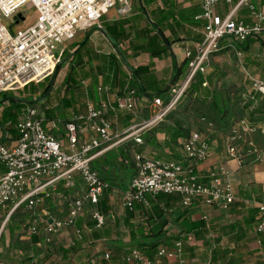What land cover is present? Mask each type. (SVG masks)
Returning <instances> with one entry per match:
<instances>
[{
  "label": "built area",
  "instance_id": "obj_1",
  "mask_svg": "<svg viewBox=\"0 0 264 264\" xmlns=\"http://www.w3.org/2000/svg\"><path fill=\"white\" fill-rule=\"evenodd\" d=\"M201 2L202 19L206 22L204 40L195 56L190 50L185 51L190 63L188 75L184 81L170 86L167 100L139 96L135 89L126 87L124 93L115 95L112 101L109 99L111 88L101 85L97 88L98 101H88L86 110L74 113L69 122H46L40 107L28 106L24 110L17 126L18 138L13 140L5 134L0 141L3 168L0 171V209L9 212L3 228L12 214L23 210L34 213L29 235L42 237L44 244L54 242L65 230L73 231L74 237L81 239L86 228H79L78 222L84 216L88 215L97 229L112 219V214L103 215L97 210L107 191L121 194V207L130 212L138 205L150 209L151 200L159 195L180 197L184 208L201 201L224 212L230 209L238 197L231 169L219 165L207 176L197 172L198 166L210 155V142L205 134L192 132L188 138L180 139V158L176 160H160L135 150L146 145L145 133L158 127L177 108L194 78L206 73L210 56L223 48L224 41L242 43L264 33V7L258 8L250 0ZM222 2L228 7L224 15L217 12ZM27 6L32 8L33 23L12 31L7 20L12 24L25 23L29 20L23 11ZM243 6L249 11L250 22L237 18ZM110 13L118 19L130 17L132 0H0V97L52 77L69 44L82 33L103 32V18ZM248 77L250 88L243 97L245 103L256 104L257 96L264 97V76ZM141 107L150 111L148 119L125 130L117 128L112 114L128 112L137 119L141 116L138 112ZM239 128L244 134L259 132L264 138V124L254 127L246 121L237 123L227 138L228 159L242 164L244 144H247L260 160L264 152H258L250 140L243 142ZM61 129L66 134L67 146L56 135ZM119 148L132 150L125 165L134 168V177L123 193L113 189L93 167L101 155ZM74 192L77 194L73 195ZM50 204L58 206L60 216L53 214ZM256 207L264 217V201ZM255 233H264V219ZM173 243L171 248L160 247L156 260L134 249L122 257L120 264H161L164 260L189 264L183 242L179 239ZM98 257L97 260L111 264V253L107 250L99 252ZM205 264L213 263L209 260Z\"/></svg>",
  "mask_w": 264,
  "mask_h": 264
},
{
  "label": "trees",
  "instance_id": "obj_2",
  "mask_svg": "<svg viewBox=\"0 0 264 264\" xmlns=\"http://www.w3.org/2000/svg\"><path fill=\"white\" fill-rule=\"evenodd\" d=\"M155 1L156 0H133V11L137 10L141 12L142 9H147L150 5H153ZM163 3L165 5L164 8H159L157 11L149 12L148 15L150 25L153 24L156 26V28L158 27L161 30L157 32L153 29H146L143 33V36L147 37V44H141L140 46L136 47L135 42L136 50H140L145 53L148 52V54H151V56L159 60H162L165 55L167 56L168 49L166 45H171L173 43L181 42L182 40H187L186 35L185 37H179L177 34L178 32H182L187 29L188 25L198 30H203V36L196 32L194 34V36L196 35L198 37L196 40L194 39L195 42L199 43L198 46L201 45L204 40V29L206 26V23H204L203 20L195 19L197 16L201 15L200 11L198 12L197 10L188 12L187 10H180V12L178 13H172V8L174 7L173 1L163 0ZM168 5L169 9H167ZM128 22L129 21L127 19L123 18L113 23H108L103 19V26L105 27L104 31L109 35L111 39L110 41L116 45L119 44L122 48L124 47L123 50L125 51L128 49V44H126V42L130 39V32H128L129 28L127 27ZM171 22L176 23L175 27H178V32L174 30V25L172 26ZM166 25L167 27H165ZM166 29L174 35V40L171 41L170 38L166 35ZM191 36L192 33H190V37ZM162 39H164V41L167 43L165 46L159 45V42ZM88 42L89 39L86 38L83 43L81 42V44L69 47V50L65 55V59L67 57L71 59L68 71L65 73V76L62 79L60 85L57 87L56 91L52 92L49 85L45 88L44 92L38 90L35 91V88L38 85L50 80V78H47L44 82L40 84L28 85L23 91L16 92L15 94H27L25 100L30 98V95H32L35 99H37V102L41 101V111L46 119L69 122L72 120V112H79L77 108L78 102H80L79 99H81L79 97V95L81 94L79 83L81 78L89 77V73H87L85 70L86 66L89 67V72H94V69H96L98 75L105 77V83H108L111 79L110 85L111 87H113L112 89L124 87L127 83H129V88L135 89L139 96H144L146 98H164L168 96L167 94L170 91V86L185 80L189 72L190 63L189 60H185L180 65V67L174 66V74L172 75L171 79L165 77L166 79L160 80V78L156 76L155 70L151 65L141 66L135 69L128 67L130 75L132 76L131 79H129L130 76H128L122 68V64L117 58L116 54H94L91 49L87 48V45L89 44ZM132 44L130 42L129 47H132ZM222 47L223 48L221 50L213 54H217L221 51L230 49L231 51H235L241 54L243 53L244 63L246 65L253 66L257 70H259L260 67L263 66L259 58L257 56H254L253 53L257 47L259 48L260 53H264V33L260 34V36L256 38L247 40V42L245 41L242 43H228L224 41L222 43ZM117 51L120 52V50ZM84 58H87L88 60L85 61ZM93 63H98L96 65V68H94ZM60 72L61 68L58 65L54 73L55 76H53V78L51 79L52 81H54V83ZM205 74H198L194 78L195 80H193L189 89L187 90L186 96H188L191 100V108L196 113H198L201 118H203L205 121L209 122V124H212L213 127L216 128V130L212 131L209 138L213 140L218 136L220 132L232 131V128L237 122H229L227 120V118H230V114L228 110L223 109V107L219 105L215 93L212 89V79L209 77L204 78ZM205 83H207L206 87H204ZM245 83L247 84V88L241 91L233 90L229 92L228 98H230V96L232 97V99L230 98V101H233V109H240L241 113H244V115L246 114L247 120L250 122V125L254 127L260 126L261 124H264V97L261 98L260 96H257V104L251 101L245 103L243 96L247 94V90L248 88H250V80L247 78ZM30 86H33L32 89ZM241 92H245L243 93V96L241 95ZM6 100L7 97L3 100V102ZM18 100L19 104H15V106L6 108L4 111L0 110V117L3 124L2 129L4 130V133L13 140L18 138L19 136L17 126L19 124L20 116L25 109V105H23L24 100ZM132 117L133 115L127 112V120L130 121ZM244 118H241L239 122H241ZM219 121L225 123L222 125V127L217 128ZM147 133V145L151 147L158 146L159 144L156 136L158 134V128H154ZM165 135L167 140L166 145L168 146L170 142L178 145L179 139L188 138L190 133L187 128L182 126V124L176 122L170 127V129L166 131ZM123 156L124 157H122V164H125L127 155ZM164 157L159 156L160 160H176L180 158V155L177 154L173 156V154H165ZM112 188L115 189L113 186ZM125 190L118 191L123 193ZM107 192L110 193V191ZM239 196L242 199V202L239 205L242 209H244V211L242 212V218L230 225L223 227L222 229L215 228L216 230L221 232V236L229 238V245H231L230 247L224 248L220 246V236L218 234H216L218 236V239L215 240L214 243L207 240V236H209V234L213 231V228H211L212 226L210 224L208 225L205 220L195 222L191 221L190 219L188 220L186 216L189 214V212H192L191 207L177 212L173 211L169 214L170 216H165L164 213H166V210L162 208L161 204L163 203L166 209H171V203H179L181 202V199L176 195H159L155 200H151L150 209H142V206L138 205L132 212L126 211V218L123 224V229L126 230V234L124 233V235L128 237L129 242L128 244L123 243L125 242L123 241L125 236H122L117 231V239L114 240L113 245L110 246L107 250L111 253V264H120L122 257L134 249L139 250L146 258L156 260L158 249L161 246L170 248L172 244L171 237L166 236L169 225L171 223H180L182 221L183 225L181 224V226L184 231H180L175 239H180L183 242L185 258H187V256L189 255L192 260L195 259V255L198 250L195 245L202 244V258L206 261L210 260L213 264H218L219 262H221V260L225 261L224 264L244 263L243 261L245 256H253V251L249 250V245L255 239L251 238V235L252 233H255L257 227L261 224L264 217L261 216L257 207L245 208L244 201L252 202L253 196L250 195V192L244 190L242 186L240 187ZM255 201H258V203H262L263 200L261 195H258ZM97 210L101 214L105 215L108 213L109 208L107 207V204L105 202L101 203L100 199ZM31 221L32 219L27 218L9 225L8 231L10 235H15L17 233L21 235H27ZM115 225V227L120 230L119 223L117 222V224ZM78 227L82 228L79 223ZM190 236H193V240L190 238ZM94 237L96 239H101V232H95L93 234V238ZM257 237H260L261 243L264 246L263 236L259 235ZM74 239L75 241L73 245H70L69 247H55L53 242L47 244L50 245L48 247V249L50 250H48L47 255L51 257L53 250L57 251V254L61 256L62 261L66 262L67 264H71L73 261H77L79 264H92L93 262L94 264H108V261H97V258H99V252H96V254L93 253V250L96 247L94 246V244L90 243L91 240H89L87 234L84 233L81 239ZM192 241H195V244H192ZM42 242L43 238L40 236L31 237V244L34 246H38L42 244ZM88 243L90 246H88ZM42 261H45V258ZM259 263L264 264L263 261H259Z\"/></svg>",
  "mask_w": 264,
  "mask_h": 264
},
{
  "label": "crops",
  "instance_id": "obj_3",
  "mask_svg": "<svg viewBox=\"0 0 264 264\" xmlns=\"http://www.w3.org/2000/svg\"><path fill=\"white\" fill-rule=\"evenodd\" d=\"M172 1L174 4V7L172 8V13H178V12H180V10H182V11L187 10L188 12H193V11L198 10V12L199 11L201 12V15L197 16L195 19L196 20H203L204 23H206L205 20L202 19V15H204V14H203V8H202L201 0H172ZM237 1L238 0H236V2ZM263 2H264V0H250V3L253 4L254 6L258 7V8L264 7ZM222 3H220V4H222ZM168 4H170V3H168ZM224 5L226 6L225 3H224ZM225 6H224V9L226 11L227 6L226 7ZM164 7H165V5L163 3V0H156L153 5H150L147 8L148 10L142 9L141 12L136 10V11H133V14L130 17L123 18V19H127L129 21L127 27L129 28L128 32H130V39L126 42V44H128L127 45L128 49L126 51L123 50L124 47L122 48L119 44L116 45V44L112 43L110 41L111 39H110L109 35L107 34V32L105 33V31H104V33H103V32L89 31L87 33L80 34L75 39V41L73 43L69 44L66 53L68 52L70 46L81 44V42L83 43V41L86 38H88L89 39V42H88L89 44L87 45L88 49H91V51L97 55H108L110 53L116 54L117 58L119 59V61L122 64V68L124 69V71L126 72V74L128 76H130L129 75L130 72L128 71L127 66L135 69L137 67L151 65V66H153V69L155 70L156 76H158V78H160V80L166 79V78L171 79L172 75L174 74V66L180 67V65L185 60H187L185 57V51L186 50H190L193 53V56L196 55V49L198 48L199 43L195 42V40L198 37L196 35L194 36V34L196 32V33L201 34L203 36V30H198V29L193 28L192 26L188 25L187 29H185L182 32H178V29H177L178 27H175L176 23L171 22L172 26L174 25L173 26L174 30L178 32L177 35L179 37L180 36L185 37V35H186L187 40H182L181 42L173 43L171 45H166L167 43L164 41V39H162L159 42V45H161V46L166 45L167 49H168L167 56L165 55L162 60H159V59L151 56V54H148V52L145 53L143 51L136 50L135 49V42H136V47L140 46L141 44H147V42H148L147 37L143 36L144 35L143 33L146 29H153L154 31H157V32L159 30H161L158 27L156 28V26L153 24L150 25L148 15H149V12L157 11L159 8H164ZM167 9H169V5L167 6ZM220 11H223V9L217 8V12L219 14H223V12L220 13ZM237 15H238L237 18H239V19L245 20L246 22L251 21L249 11H248L247 7H245V6L240 8ZM114 18H115L114 14L110 13L109 16H107L103 19L108 23H113L115 21L122 19V18L121 19H114ZM165 27H167V25ZM103 30H105V27ZM165 31H166V35L170 38L171 41L175 39L174 35L169 30L166 29ZM137 33H138V37H137ZM190 33H192L191 37H190ZM139 38H140V40H139ZM130 42H131V44L133 43L132 47H129ZM117 50H120L121 54H119V52ZM66 53H65V55H66ZM236 53L240 54L238 52H236ZM84 59H85V61L88 60L87 58H84ZM97 64L98 63H93L94 68H96ZM85 70L87 73H89L88 74L89 77L81 78V80H80L79 88H80L81 94L79 95V97L81 99H79L80 102H78V105H77L79 112H72V114H71L72 116L74 113H77V114L83 113L86 110V104L88 101H93V102L98 101L97 88L99 86L107 85L111 88L112 94H110L109 99H111L112 101H113L115 95H122L124 93L126 87H130L129 83H127L124 87L112 89L113 87H111V85H110L111 79L108 83H105L106 82L105 77L98 75L96 69H94V72H89V67L86 66ZM206 73H207V71H206ZM251 76L263 77L264 74L255 75V76L251 75ZM131 77L129 79H131ZM247 78L249 79V77H247ZM180 82H182V81H180ZM248 92H249V88L247 90V94H248ZM241 93H242L241 95L243 96V93H245V92H241ZM169 96L170 95H168L162 99L167 100ZM256 104H257V102H256ZM27 108H28V106H27ZM41 108L42 107H40V110H41ZM138 112L141 114V116H143L144 113L146 112V114H148V116L150 117V111L144 109L143 107H141ZM126 114H127V112H118L117 116H114L112 114V120L117 124V128L119 130H125L128 127H131L134 123L144 120L141 116H140V118H137V119H135V117L133 116L131 118V120L128 121L126 118ZM42 115H43V113H42ZM245 115H243V116H245ZM0 119H1V117H0ZM0 121H1L0 122V138H4L5 133H4V130L2 129V126H3L2 120H0ZM48 121H53V120L46 119V122H48ZM119 121H120V123H119ZM242 121H246L250 125V122L247 120V117L244 118ZM250 126H252V125H250ZM156 128H160V127H156ZM239 130H240V132H243V134H242L243 142L246 143L248 140H250L257 147L256 150L258 152H260V153L264 152V138L259 132H254V133H251L249 135L247 133L244 134V130H242L241 128H239ZM211 133H210V135H211ZM230 133H231V131L230 132H220L215 139H213V140L209 139L210 140V148H211L209 158L207 161H205V163H202L198 166L197 172L199 173L200 176H207L212 170H214L219 165H227L233 173L232 179H233V184H234L236 196H238L237 200L230 207L229 211H225V212L221 211L217 208L206 206L201 201H195L191 207L192 212L191 213L189 212V214L186 216V218L188 220L190 219L191 221L195 222V221L204 220V218H206L208 221L207 222L208 225L210 224L212 227H216V225H219L221 228H223V227L230 225V224L236 222L237 220L241 219L242 218V212L244 211V209H242L239 205L242 202V199L239 196L241 186H242V188H244V190H247L248 192H250L251 196H253L252 202L244 201L245 208L256 207V204H258V201L256 202L255 200L258 197V195H261L262 200L264 201V153L262 154L261 159L257 160V156L255 154H253V152H251L252 150L250 149V147H248L247 144H244L245 151L243 152L242 164H239L238 162H236L234 160H229L228 156H227L226 142H227V138L229 137ZM56 135L67 146L68 141H67V137H66L64 130L61 129L59 132H56ZM210 135H205V136H208V138H210ZM157 139H159L158 135H157ZM158 141H160V140H158ZM179 143L180 142L178 141V144ZM119 149H123V148H119ZM135 150L143 151L146 153L147 143L144 147H136ZM130 151L132 152V150H130ZM107 153H110V152H107ZM107 153H104L98 159H96L94 161L93 167L95 169H96L95 164L98 161L103 162V157ZM177 154H179V151ZM122 157H124V156H121L120 158H118L119 160H117V162H115V164H114V166H115L114 171L115 172L117 171L118 173L124 174L123 177H121V179H120L121 180V186L117 187V181H115V178L118 177V175L113 176L112 173H111V176L106 175L105 173H103L104 174L103 175L99 170L96 169L102 175V177L104 179H105V177H107V179L112 180L113 183H109V184H111V186H113L116 191H118V190L122 191L125 189L127 190L130 186V182H131L132 178L134 177L133 166L122 164V160H123ZM118 161H120V162H118ZM107 165H108V167L106 169L108 170L110 168V166L112 165V163L110 165L109 164H107ZM129 169H131V175L127 179V176H126L127 174H125V171H127ZM120 170H122V171H120ZM0 171H3V168L1 166H0ZM76 194H77L76 192L73 193V195H76ZM104 202L107 204V207L109 208L108 213L105 215L112 214V216H111L112 219L107 221V223H106L107 225L105 227L99 228V229L95 228V223L91 222L88 215L81 218L78 222L80 224V226L86 228L85 234L89 233L88 237H89V240H91L90 243L94 244L97 252L108 250L109 247L113 245V242H114V240L117 239V234H118L117 233L118 229L115 227L116 226L115 224H117V222H118L119 225L122 226L124 224L125 218H126V210L123 211L122 207H121V194H115L114 195L112 193L107 192L101 198V203H104ZM247 202H249V204H247ZM180 204H181L180 202L179 203L172 202L171 203V209H166L164 207V204L162 203L161 204L162 208H164V210H166L165 211L166 213H164L165 216H170L169 214L172 213L173 211L177 212L180 210H184L185 208H183V207L181 208ZM50 207H51L54 215L60 216L61 212H60L58 206L50 204ZM116 208L120 210V213H118V218H116V216H115V212L117 210ZM90 209H92V207ZM227 212H229L230 216H226ZM182 222L171 223L167 229L166 236L171 237V243H172L170 248L173 246V244H174L173 242H175V240H176L175 238L178 235V233H180V230L184 231L182 226H181ZM87 224L88 225L91 224L89 228L86 226ZM120 226H119V228H120ZM173 226H178L180 230L175 231V232H169L170 228ZM97 231L101 232V234H102L101 239H96L95 237L93 238V234ZM124 232H126V230H124ZM259 235L263 236V240H264V233H262V234L252 233L251 238H254L255 240H253L252 243L249 245V248H250L249 250L253 251L254 255H258L259 257H262L263 259L259 258V260L264 262V248H263L264 246L261 243L260 237H257ZM213 236H216V238L214 239ZM191 237L192 236H190V238ZM207 237H208L207 240H209L212 243H214V241L218 239L217 235H215V234L213 235L211 233ZM125 238L128 240V237L125 236ZM125 238H124V240H125ZM222 240L223 241L225 240L228 242L229 238L221 236L220 237V246H221ZM192 244H195V241L192 242ZM252 246H254V247L252 248ZM161 247H165V246H161ZM207 261H205V263ZM221 261H223V260H221ZM188 262H189V264L195 263L194 260L188 261ZM223 262H225V261H223ZM205 263H203V264H205ZM161 264H174V262L164 260L161 262Z\"/></svg>",
  "mask_w": 264,
  "mask_h": 264
},
{
  "label": "rangeland",
  "instance_id": "obj_4",
  "mask_svg": "<svg viewBox=\"0 0 264 264\" xmlns=\"http://www.w3.org/2000/svg\"><path fill=\"white\" fill-rule=\"evenodd\" d=\"M132 3H133V0H132ZM224 6L225 5L223 2L218 7L219 9H223V11H220V13L223 12V15L227 12V9H228V7L225 6L226 7V11H225ZM30 9L32 8H30V6H27L26 9L23 10L25 11L24 16L29 18V20H27L25 23L12 24L10 23V20H7V23L9 24V28L12 31L25 28L28 25L33 23L34 14L30 11ZM114 19H118V17L117 18L115 17ZM253 54L254 56H257L260 62H262L263 64V66H261L259 70H257L253 66L246 65L244 63L243 53L237 54L235 51H231L230 49L221 51L217 54H213L209 58V62H208L209 66L207 69V73L204 75V78L209 77L212 79V83H213L212 89L215 93V96H216V99L219 105L223 107V109L228 110L230 114V118L229 119L227 118L229 122L239 123L241 118H244V117L246 118V115L243 116L244 114L241 113L240 109H233L232 107L233 101H230V98L232 99V97L230 96V98H228L229 92L233 90H239V91L244 90L245 88H247V84L245 82H246L248 75H254V76L262 75L264 72V53L263 52L260 53L259 48H256ZM70 60L71 59H69L68 57L66 59H65V56L63 57V60L61 64L59 65L61 68V72L59 73V76L57 77L55 83L52 84V80H51L53 76H55L53 74L52 77H50V80L38 85L35 88V91L38 90V91L44 92L45 88L48 85L50 86L52 92L56 91L57 87L60 85V83L62 82V79L64 78L63 76H65V73L68 71ZM30 87H29V90H30ZM6 97H7V100L3 102V100ZM26 97H27V94H23V93L15 94L14 92V94H4L0 97V108H1L0 110L4 111L6 108H10L12 106H15V104H19L18 99L24 100L23 105H25V109L27 108V106L40 107V104L42 103L41 101L37 102V99H35L32 95H30V98L25 100ZM141 117L143 119H148L149 116L145 112L144 115ZM176 122H179L180 124H182V126L187 128L189 130V133L200 132L205 135H210L212 131L216 130L215 127H211L209 122L201 118L199 114L196 113L191 108V100L188 96H185L181 99L177 108L168 115L166 120L163 123H161L160 126H158L160 127L158 128V134H157L159 138L158 140H160L158 141L159 145L156 147H151L147 145L146 155L156 157V158H159V156L164 157L165 154H168V155L173 154V156L177 155L179 148H180L179 144L176 145L170 142L169 144L170 146L169 145L167 146L166 145L167 140L165 136L166 131L170 129V127ZM221 122L222 121H219L217 128L222 127V125L225 123V122H222V123ZM147 134L148 133H145L144 135L145 141L148 136ZM1 140L2 139L0 138V141ZM123 155H127L126 159L130 160V157H131L130 149H128L126 152L123 149H114L110 151V153H107L106 155H104L103 157L104 163L102 161H98L95 164L96 169L99 170L102 174L105 173L106 175L111 176V173H112L113 176L118 175V177L115 178V181H117V187L121 186L120 179L121 177H123L124 174L118 173L117 171L115 172L114 164L115 162H117V160H119L118 158H120ZM111 163L112 165L107 170L106 169L108 167L107 164L110 165ZM125 174H127L126 176L128 179V177L131 175V169L125 171ZM105 179L109 183H113L111 179H107V177H105ZM118 213H120L119 209H117L115 212L116 218H118ZM33 214H34L33 212H25L23 210H19L18 212L10 216V218L8 219V222L3 228L4 223L6 222V219L9 215V212H7V210L0 209V233H1V236H0V264H67L66 262L62 261L61 256H59L57 254V251H54L53 249H51L53 250L51 257L47 255L48 250H50L48 249L50 245L44 244L43 242L42 244L38 246L32 245L31 236L29 235V233L27 235H21L19 233L15 235H10L8 231L9 225L17 223L27 218L32 219ZM226 216H230L229 212L226 213ZM90 225L91 224L89 225L87 224L86 226L89 228ZM123 226L124 225L120 226V230L118 229V233L121 234L122 236H125ZM211 228H213L212 229L213 231L211 232V234L213 235L218 234L221 237V232L216 230L218 228L222 229L219 225H216V227H211ZM178 230H180L178 226H173L170 228L169 232H175ZM86 234L87 236H89V233H86ZM74 238L75 237H74L73 231L65 230L60 234V236H56L55 238L56 240H54L53 244L55 247H69L70 245H73L75 241ZM191 239L193 240V236L191 237ZM123 241H125L123 242L125 244H128L129 242L126 238ZM201 245L202 244L195 245L198 250L195 255L196 258L193 259L195 263H191V264L205 263L206 260L202 258V246ZM88 246H90L89 243H88ZM221 246L224 248H227V247H230L231 245H229V241L227 242L225 240L224 241L222 240ZM253 247L254 246H252V248ZM92 250H93V247H92ZM93 251H94L93 253L96 254L97 252L96 248ZM44 258H45V261H42ZM259 258H262V257H259L258 255H254V254L253 256L247 255L244 258V261H243L244 263H241V264H260ZM185 259L188 261H192L189 255ZM97 261H99V259ZM71 264H79V263L77 261H73ZM218 264H224V262L221 261Z\"/></svg>",
  "mask_w": 264,
  "mask_h": 264
},
{
  "label": "water",
  "instance_id": "obj_5",
  "mask_svg": "<svg viewBox=\"0 0 264 264\" xmlns=\"http://www.w3.org/2000/svg\"><path fill=\"white\" fill-rule=\"evenodd\" d=\"M103 33H104V30H103ZM121 52V51H120ZM120 52H119V54H120ZM127 68H128V66H127ZM129 69V68H128ZM54 83V81H52V84Z\"/></svg>",
  "mask_w": 264,
  "mask_h": 264
}]
</instances>
